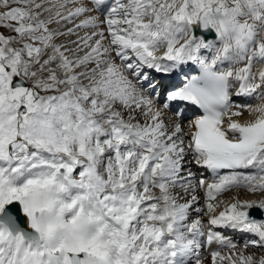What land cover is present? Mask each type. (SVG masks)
I'll return each instance as SVG.
<instances>
[{
    "label": "snow or ice",
    "instance_id": "obj_1",
    "mask_svg": "<svg viewBox=\"0 0 264 264\" xmlns=\"http://www.w3.org/2000/svg\"><path fill=\"white\" fill-rule=\"evenodd\" d=\"M0 264H264V0H0Z\"/></svg>",
    "mask_w": 264,
    "mask_h": 264
}]
</instances>
